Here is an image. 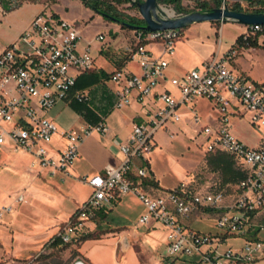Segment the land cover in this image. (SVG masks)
Masks as SVG:
<instances>
[{"label":"built area","instance_id":"built-area-1","mask_svg":"<svg viewBox=\"0 0 264 264\" xmlns=\"http://www.w3.org/2000/svg\"><path fill=\"white\" fill-rule=\"evenodd\" d=\"M224 5L225 0L221 6ZM168 9L172 10L171 15L166 14L168 17L184 15ZM3 12L0 5V13ZM158 14L165 17L161 12ZM241 34L243 40L258 35L264 44V24L246 25ZM180 36V29L134 30V43L127 50L130 59L138 63L140 74L121 67L112 71L109 80L117 86L114 108L120 110L135 101L143 108V118L131 122L127 139L119 144L123 155L120 163L105 165L100 173L81 178L90 187V196L59 227L55 237L64 245L78 243L88 231V224L96 223L100 212L122 195L135 193L146 207L136 226L152 222L166 233V255L162 260L253 264L264 252L261 240L246 239L237 247L225 246L230 237H243L252 215L264 208V86L230 66L228 59L237 49L230 48L233 51L226 57L211 54L183 77L171 78V85L180 92L179 99L166 91H155L165 78L168 67L165 56L173 54ZM95 39L105 41L102 33ZM80 40V27L43 8L0 53V145L9 142L14 151L29 154L32 157L29 167L37 172L48 170L52 175H67L81 142L93 131L108 130L103 120L78 130L58 129L47 116L58 101L72 98L87 104L90 100L86 92L74 89L77 76L94 68L91 43L79 48ZM148 43L159 44L160 54L154 55L147 49ZM197 98L212 102L219 113L217 124L212 126L202 125L196 111L191 112L193 122L200 126L199 135L206 150L227 153L246 171V176L237 183L235 198L228 203L223 191H199L187 181L159 195L146 190L144 182L151 179L148 173L154 135L167 130L168 123L180 121L176 110L180 103L188 104ZM243 113L248 114L249 123L261 136L257 147L245 145L231 131L230 118ZM55 135L64 145L51 149L49 145ZM14 202H26L24 194L15 195ZM10 211L11 206L0 208V218ZM193 212H213L217 232L203 234L186 225L184 220ZM260 228L264 229V223Z\"/></svg>","mask_w":264,"mask_h":264},{"label":"rangeland","instance_id":"rangeland-1","mask_svg":"<svg viewBox=\"0 0 264 264\" xmlns=\"http://www.w3.org/2000/svg\"><path fill=\"white\" fill-rule=\"evenodd\" d=\"M19 1L40 2L47 12L60 15L64 21L80 27L81 40L78 47H86L88 42L91 43V55L95 59L94 67L103 76H109L114 70V66L117 67L120 61L130 59L127 48L134 43V30L121 28L118 23L106 21L99 14L94 13L95 17L90 19L89 10L80 4V0ZM182 4L186 9L194 8V3L190 0H183ZM159 5L174 10L170 5ZM117 7L123 13L141 17L138 8L131 5V3L118 5ZM244 8H247V5ZM97 33L104 35V42L95 39ZM229 51L233 50L229 48L224 53L215 51L212 54L226 57ZM241 51L242 49L237 48L235 53L228 59L231 67L234 59L241 55ZM244 66L249 68V62H245ZM253 73L257 78L264 75L263 57L259 56L255 59ZM195 108L201 118L202 125L212 122V108L207 101H198ZM193 110L195 109H190L191 112ZM47 115L51 116L61 129H68L82 124V118L78 111L63 101H58L47 112ZM230 124L234 132L254 137L247 126L245 117L241 119L231 117ZM199 131L200 128L193 137H188L183 133L167 130V135L173 143L167 146L162 145V149L151 155L150 168L152 173H148V177L153 174L164 190L173 189L183 181L191 183L193 178L195 180L193 183L194 188L218 183V175L207 164L206 145L202 144ZM157 134H159V131ZM166 140L168 139L166 138ZM7 155L13 157L16 166L21 169L29 165L30 159L21 152H11L6 146L0 147V185L10 188L11 198L9 200L8 197L5 198L7 202L12 203L13 197L18 191L11 187V184L16 182L17 177L1 168L3 166L2 158ZM28 170L47 186L39 189L40 195L35 197L36 200L29 193L24 192L26 202H15L14 207L9 205L14 210L11 213H6L0 220V248L5 250L4 254L0 256V264L7 261L16 264H65L71 259L70 255H73L74 251H77L79 256L90 264H140V259L146 258L147 254L150 256L148 262L156 264L157 257L166 255V233L158 225L153 226V223L150 222L146 225L136 226L140 216L146 213V207L135 193L122 195L118 200L107 206L108 209L105 210L102 216L97 218L95 224H88V231L83 236L94 235L99 238L89 237L66 246L52 245L50 243L51 238L55 236L59 227H62L65 222L51 223L52 218L57 214V209H60L59 203L52 201V197L56 195V189L63 185L65 177L50 180L46 179L48 176L30 169V167H28ZM90 193L91 189L85 184L72 183L71 189L64 194V205L67 212H72L78 204L83 200H87ZM70 195L73 198L71 201L69 200ZM11 217V223L9 224V218ZM215 223L216 217L213 212H193L189 216L187 225L200 233L214 234L217 232ZM120 231L126 233L125 236L130 246L126 251L121 249L122 242L118 240L117 232ZM12 236H14V240L11 238ZM260 237H264V231L260 233ZM243 239L242 236L230 237L225 247H237ZM13 241L15 243L14 249L17 248L21 252L10 256L7 250L13 247ZM147 245L152 249V254L148 251ZM32 253L34 254L30 257L22 258V256H28ZM181 263L180 259L174 258H166L163 262V264Z\"/></svg>","mask_w":264,"mask_h":264},{"label":"crops","instance_id":"crops-1","mask_svg":"<svg viewBox=\"0 0 264 264\" xmlns=\"http://www.w3.org/2000/svg\"><path fill=\"white\" fill-rule=\"evenodd\" d=\"M225 1L227 4L238 3L241 7H244L251 0ZM80 4H82L81 1ZM42 9V3L33 1L23 2L8 11L4 10L3 13H0V53L18 38V36L27 27L34 16ZM87 9L89 10L90 18L94 15V12L89 8ZM57 16L62 18L60 15ZM93 17H95V15ZM243 30L244 25L238 24L234 21L219 22L218 24L213 22H199L193 23L188 27L182 29L180 38L175 42L173 54L165 56L168 61L165 78L160 83V85L155 88V91H166L176 99H179L180 92L177 88L171 85L169 80L173 77H183L190 70L197 68L203 60L208 58L215 51H217L218 53L226 52L231 46L235 44L237 37L243 32ZM253 38L256 40L258 46L240 48L242 49L241 55L234 59L232 68L237 73L245 75L253 82L262 84V82L264 81V75L257 78L253 73V68L255 59L257 57L261 56L264 58V50L261 48V46H263L264 44L262 43L260 36L256 35ZM146 48L149 49L154 55L160 54L161 51V46L157 43H148L146 45ZM245 62H249V68L247 66H244ZM121 67H123L128 72L140 74V68L135 60L125 59L123 61H120L118 63V66H114L113 69ZM95 73L99 74L97 69H95L94 67L91 71L80 73L77 76L76 86L74 89L86 92L90 97V100L85 105V107H76L75 101L72 98H68L63 102L76 109L80 117L82 118V124H80V126H72L70 128L78 130L90 122L97 123L103 120L108 130L106 133L93 131L81 142L78 149V156L71 165L67 175H63L61 173L52 175L48 170L39 171L44 176H48L46 177V179L50 180L58 179V177H65V179L63 180V185H61L60 188L56 189L57 193L52 197V201H54L55 203H59L60 207V209H57V214L52 218L51 223L53 224L66 221L77 208L76 206V208L72 212H67V208L64 205V194L67 193V190L71 189L72 183L83 185L85 184L90 189V187L86 183H83L81 181L82 177H92L100 173L105 165H117L118 163H120L123 155L119 151V144L123 143L127 139L131 129V122L143 118V108L135 101H133L129 106H126L123 109L118 110L114 108L115 90L117 89V86L109 80V76L107 79L102 76H100L99 79H96ZM200 100H205L210 104L213 114L211 116L212 122L209 125L215 126L217 124V119L219 116L217 109L209 100L205 98H197L188 104L180 103L177 106L176 110L180 115V121L176 123H168L167 130L177 131L183 133V135L185 136L193 137L194 134L199 130L200 126L196 125L193 122L190 108H194L196 113L198 114L195 105ZM232 117H237L240 119L245 117L247 126L254 137L241 133L238 134L231 128L233 135L245 145L249 147H257L261 143V136L259 132L249 123L248 114L243 113L241 115H235ZM48 118H50L55 123L51 116H48ZM56 126L58 127V129H61V127L57 124ZM167 130H161L159 131V134L156 133L157 136L156 134L154 135V146L151 150L150 158L152 154H156L157 151L162 149V145L167 146L173 143L167 135ZM166 138L168 140H166ZM203 140L204 139L202 138V144L206 145ZM63 145L64 141L58 135H55L49 147L51 149H57L62 147ZM1 146H6L9 150H11V152H21L22 154L28 156L30 161L32 159L29 154L23 151H14L11 143L9 142L0 145V147ZM205 153H207V164L209 165L211 170L218 175L219 181L218 183H211L200 188L196 187L195 189L199 191L221 190L225 194V200L228 203L235 198L237 193V183L246 176V171L241 168L234 161V159L225 152H208L206 150ZM2 161L3 166L1 168L17 177L16 182L11 184V187H13L15 190L17 189L16 191H18V193H29L30 196L34 197V199L36 200L35 197L40 195L39 189L47 185L36 178L35 175L28 170L29 165L26 168H18L16 166L15 160L10 155L3 157ZM150 164L151 162L149 160V173L151 172ZM151 179L156 181L157 186L147 187V192L151 193L152 195L163 194L166 189L164 190V188L159 184L158 180H156L153 174L151 175ZM194 182L195 180L193 178L192 182L190 183L192 187H194ZM9 189L10 188L7 186L0 185V207L9 205L13 206L16 204L14 202V199L12 203H9V201L7 202V199L5 198L8 197V200L11 198ZM18 193H16V195ZM72 199L73 198L70 195L69 200L71 201ZM13 210L14 208H12L10 212L6 213H11ZM6 213L2 215L0 220ZM11 219L12 217L9 218V224L11 223ZM188 219L184 220V223L186 225L188 223ZM263 223L264 208L256 211L252 215L251 225L248 228L246 234L243 236V241L246 239H258L264 242V237H260V233L264 231V229L260 228V225H262ZM125 234L126 233L124 231L117 232L118 240L120 241L123 238H126ZM11 238L14 240V236H12ZM14 244L15 243L13 241V247L7 250V253L10 256L17 255L18 252H21V250L17 248L14 249ZM35 245L38 246L37 243H35ZM128 248H130L129 244L125 247L123 245L121 246V249L123 251H126ZM148 251L151 254L153 253L152 249L149 246ZM4 252V248H0V256H2ZM34 253L28 256H22V258H28ZM149 257L150 256L147 254L146 258L143 257L142 260L140 259V264H150L148 262ZM180 260L182 261L181 264H193V260ZM76 261H82L84 264H90L87 260L81 258L77 251L70 263L74 264ZM164 261L165 260H162L161 257H157L156 264H163ZM3 264L16 263L7 261ZM253 264H264V252L258 256Z\"/></svg>","mask_w":264,"mask_h":264},{"label":"trees","instance_id":"trees-1","mask_svg":"<svg viewBox=\"0 0 264 264\" xmlns=\"http://www.w3.org/2000/svg\"><path fill=\"white\" fill-rule=\"evenodd\" d=\"M80 1L84 7L89 8L95 14L101 15L103 19L106 21L118 23L121 26V28H129L133 30H137V29L145 30L143 28L145 25V22L143 21L141 17H135L133 15L123 13L117 7L118 5H123V4H128V3H131V5L136 7L135 3L131 0H80ZM156 1L159 4L170 5L174 8V10L177 13H184V14L189 13L193 10L209 11L213 8L220 7L223 2V0H190L194 3V8L186 9L182 4L183 0H156ZM28 2H33V1H28ZM21 3L23 2L19 0H0V5L6 11L16 7L17 5ZM263 5H264V0H251L250 2H248L247 8H242L240 4L238 3L227 4V6L232 10L245 11V12H264ZM92 17L93 16H91L90 19H92ZM213 23L218 24L219 22L215 21ZM181 31L182 29L180 30V32ZM257 46L258 45L256 43V40L253 37H249L247 40H243L242 34H240L237 37L235 44L231 46L230 48H249V47H257ZM261 48L264 50V45L261 46ZM95 75H96L95 76L96 79H99L100 76L104 78H108V75L103 76L100 72L99 74L95 73ZM261 85L264 86V81L262 82ZM85 105L86 103L75 102L76 107H80V106L85 107ZM94 123L95 122H90L89 124H94ZM144 183L148 187L157 186L156 181L152 179L145 180ZM104 212L105 211L100 212L98 216H102ZM89 237L95 238V239L99 238L94 235H87V236H83L81 240H84L85 238H89ZM50 243L55 246H62V245L66 246L60 242L58 237H55V236L51 238ZM74 252L76 253V251ZM75 253H73V255H70L71 259L68 262H65V264H69L72 261L73 257L75 256Z\"/></svg>","mask_w":264,"mask_h":264},{"label":"water","instance_id":"water-1","mask_svg":"<svg viewBox=\"0 0 264 264\" xmlns=\"http://www.w3.org/2000/svg\"><path fill=\"white\" fill-rule=\"evenodd\" d=\"M139 10L140 16L145 22L144 29L148 31L166 29H184L193 23L199 22H225L234 21L241 25L264 24V12H245L230 9L227 5L213 8L209 11H192L180 17L166 16L156 0H131ZM161 12L165 17H161ZM122 245H128L127 239L121 240ZM74 264H84L76 261Z\"/></svg>","mask_w":264,"mask_h":264},{"label":"bare ground","instance_id":"bare-ground-1","mask_svg":"<svg viewBox=\"0 0 264 264\" xmlns=\"http://www.w3.org/2000/svg\"><path fill=\"white\" fill-rule=\"evenodd\" d=\"M161 9L164 11L165 14L167 15H171L172 14V10L166 8V7H161Z\"/></svg>","mask_w":264,"mask_h":264}]
</instances>
